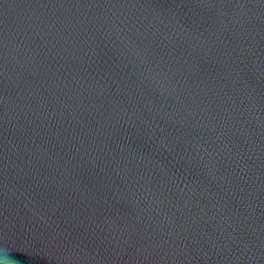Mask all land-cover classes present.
I'll return each instance as SVG.
<instances>
[{
    "label": "water",
    "instance_id": "1",
    "mask_svg": "<svg viewBox=\"0 0 264 264\" xmlns=\"http://www.w3.org/2000/svg\"><path fill=\"white\" fill-rule=\"evenodd\" d=\"M0 264H264V0H0Z\"/></svg>",
    "mask_w": 264,
    "mask_h": 264
}]
</instances>
